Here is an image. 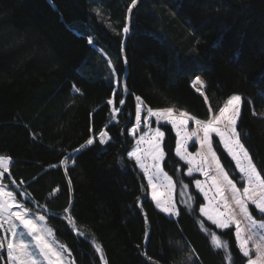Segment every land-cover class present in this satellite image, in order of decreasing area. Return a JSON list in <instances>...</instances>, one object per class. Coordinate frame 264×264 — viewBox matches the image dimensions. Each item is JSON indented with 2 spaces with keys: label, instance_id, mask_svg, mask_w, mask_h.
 I'll return each instance as SVG.
<instances>
[{
  "label": "trees",
  "instance_id": "16d2710c",
  "mask_svg": "<svg viewBox=\"0 0 264 264\" xmlns=\"http://www.w3.org/2000/svg\"><path fill=\"white\" fill-rule=\"evenodd\" d=\"M130 6L131 0H0V155L11 157L2 182L16 185L32 211H47L46 223L75 264H102L97 243L107 264H246L233 229L199 215L204 200L174 152L172 128L160 125L176 218L149 199L146 179L127 155L128 130L136 96L146 108L174 107L206 120L240 95L237 130L264 169V0H137L129 12ZM196 77L204 80V96L191 85ZM103 132L108 140L101 143ZM89 138L94 143L81 147ZM214 150L242 185L216 139ZM185 184L192 208L179 197ZM212 233L228 254L215 247ZM0 255L7 264L6 249Z\"/></svg>",
  "mask_w": 264,
  "mask_h": 264
},
{
  "label": "snow or ice",
  "instance_id": "6c2138e0",
  "mask_svg": "<svg viewBox=\"0 0 264 264\" xmlns=\"http://www.w3.org/2000/svg\"><path fill=\"white\" fill-rule=\"evenodd\" d=\"M136 3L137 0H131L129 12ZM95 11L99 14V9ZM128 31V27L123 28L124 33ZM88 42L92 44L93 41L89 39ZM196 85H199L197 91L203 96L201 90L204 82L199 77L194 81V86ZM123 87L126 91V84ZM76 91L79 92L80 89L77 88ZM135 99L138 103L135 106V126L130 130L132 134L140 129L142 123V103L139 102L141 97L136 96ZM241 99L240 95H232L219 108L218 115L206 120L197 119L183 110L174 114V107L159 110L149 107L146 116L143 117V124L149 130L140 135L135 149L129 151L127 155L135 160L147 179V186L151 189V200L155 202L156 208L170 217L178 215L170 195L174 188L173 178L162 167L165 158L162 140L165 133L160 127H156L154 131L151 129L153 123L151 118L154 117L158 125L161 122L170 124L176 130L178 138L175 154L189 166L187 175L191 177L193 172H199L205 178L203 181L194 180L195 188L203 193L204 200L207 201L206 205L199 208V213L218 229L224 230L235 226V240L240 254L246 258V264H264V220L258 222L249 208V205H254L255 209L264 215V176L261 174L264 169H257L237 130V122L241 115ZM205 101L207 102L206 96ZM115 102L114 92L113 98L108 99L107 103L114 105ZM118 103L124 105L125 100L119 99ZM211 111L209 107V112ZM189 121H194L197 125L192 131H188ZM213 134L219 138V143L235 162L240 179L244 181L242 187L237 186L235 178L231 177L221 164L214 150ZM103 136L104 133H101V143H104ZM193 138L195 143L200 145L195 153L188 151L189 141ZM86 143L90 146L94 140L89 138ZM10 163L11 157L0 155V177L9 171ZM184 187L187 188L188 185L185 184ZM5 189L6 186L0 184V230L4 233L0 236V250L6 249L7 264H75L74 261L65 259V253L68 256L72 253L64 244H57L53 229L46 225V217L40 214L33 215L25 203L17 200L13 191ZM161 189L165 191L161 192ZM188 199L191 201L193 197ZM68 211L65 209V212ZM65 219L75 228L71 215ZM212 242L218 249L228 247L215 233H212ZM252 248L255 249V258L251 255ZM95 251L101 254L103 260V249L99 243L96 244ZM0 259H3L2 255Z\"/></svg>",
  "mask_w": 264,
  "mask_h": 264
},
{
  "label": "rangeland",
  "instance_id": "374dc122",
  "mask_svg": "<svg viewBox=\"0 0 264 264\" xmlns=\"http://www.w3.org/2000/svg\"><path fill=\"white\" fill-rule=\"evenodd\" d=\"M197 78V77H196ZM196 78L191 82V85H192V87H193V89L195 90V91H197V87L196 86H194V81L196 80ZM200 79H202L201 77H199ZM203 80V79H202ZM204 81V80H203ZM205 84V83H204ZM201 91H203V89L201 90ZM197 92H199V91H197ZM200 93V92H199ZM201 94V93H200ZM204 96V95H203ZM140 103H142L141 101H139ZM138 103V101L135 99V105ZM223 106V105H222ZM221 106V107H222ZM219 111V110H218ZM218 111H216V112H211L210 113V115H209V118L211 117V116H213V115H218ZM178 112L179 111H176V110H174V114H178ZM115 113V112H114ZM146 114H147V108L142 104V113H141V115H142V123H141V127H140V129L135 133V134H132L131 133V129L135 126V117H134V123H133V125L129 128V130H128V132H129V135L133 138V146L131 147V149L129 150V151H133L134 149H135V147H136V142H137V140L139 139V137H140V135H142L144 132H147L149 129L148 128H146L145 126H144V124H143V117L144 116H146ZM208 118V119H209ZM152 119V121H153V123H152V125H151V129L154 131V129L156 128V127H160V125H162V124H164L163 122H161V124H157L156 122H155V118L153 117V118H151ZM170 127H171V125L170 124H168ZM197 127V125H195V123H194V121H189V124H188V131H192L193 129H195ZM172 128V127H171ZM161 129V128H160ZM172 130H173V132H174V134H175V147H176V141H177V136H176V130L175 129H173L172 128ZM162 131V130H161ZM104 133V132H103ZM213 138L214 139H216V141L219 143V138L218 137H215V134H213ZM101 139V134L99 135V140ZM103 139H104V142H106L107 140H108V137H107V135L104 133V136H103ZM163 141V140H162ZM219 145H220V147H221V149L224 151V153L228 156V154H227V152H226V150L223 148V146L219 143ZM84 146H87V143H85V145H83V147ZM200 148V145L198 144V143H195V138H193V140L192 141H189V145H188V151L189 152H191V153H195L198 149ZM175 152V151H174ZM178 157V156H177ZM229 157V156H228ZM179 158V157H178ZM134 162H135V160L133 159V158H131ZM180 159V158H179ZM229 159L231 160V157H229ZM181 160V159H180ZM182 161V163H184L185 165H186V171H185V175L186 176H188L187 175V169H188V165L185 163V161H183V160H181ZM232 161V160H231ZM232 163H233V165H234V167H235V162L234 161H232ZM135 164H136V162H135ZM136 166L138 167V169L142 172V170L139 168V166L136 164ZM235 170H236V168H235ZM236 172L237 173H239L237 170H236ZM7 173V172H6ZM142 174H143V172H142ZM144 175V174H143ZM240 175V174H239ZM4 177V176H3ZM3 177H0V184H4L5 186H6V189L5 190H11V191H13V193H14V195L16 196V194H15V191H14V189H16L17 188V186L16 185H14V184H12V185H9V184H7V183H3L2 182V179H3ZM189 177V176H188ZM191 178H192V182H193V186H194V188H195V184H194V180L195 179H200V180H204L205 178L199 173V172H193V176H191ZM146 179V178H145ZM240 181L241 182H243V184H244V181L243 180H241L240 179ZM146 182H147V179H146ZM174 182V181H173ZM243 184L242 185H239V184H237V186L238 187H242L243 186ZM148 196H149V199L151 200V189L148 187ZM195 190L203 197V193H201V192H199V190L198 189H196L195 188ZM161 192H164L165 190L164 189H161L160 190ZM170 195H171V198H172V202H173V204H174V206H175V208H176V204H175V184H174V188H173V190L171 191V193H170ZM209 195L211 196L212 195V193L210 192L209 193ZM179 197H180V200L188 207V208H192V200L190 201L188 198L190 197V194H189V189H188V187L187 188H185L184 186H181L180 187V189H179ZM16 198H17V196H16ZM26 199V195L23 193V192H21V195H20V200L17 198V200H19L21 203H22V201L23 200H25ZM203 200H204V197H203ZM152 201V200H151ZM152 203H153V205H154V207L156 208V206H155V202L154 201H152ZM207 204V201H205L204 200V202H203V204L202 205H200L199 206V208L201 207V206H203V205H206ZM249 208H250V211H252V214H253V216L255 217V219L258 221V222H260V221H262V219H260V218H258V217H256L255 216V214L257 215V214H260L259 212H258V210H256L255 209V206L254 205H249ZM157 209V208H156ZM157 210H159V209H157ZM177 210V209H176ZM160 211V210H159ZM41 214V215H45V214H47V211L46 210H43V211H32V214L33 215H37V214ZM162 213V212H161ZM198 213H199V209H198ZM163 214H165L166 216H168V217H170L167 213H163ZM199 215L203 218V219H205L207 222H209L210 224H212L210 221H208L207 220V218L206 217H204V216H202L200 213H199ZM177 217V215H173V216H171V218H176ZM46 225H47V227H50L47 223H46ZM215 228H217L216 227V225H214V224H212ZM232 229H233V233L235 232V226H232L231 227ZM70 229L75 233V234H78V232L76 231V229L75 228H73V226L72 225H70ZM1 235L3 236L4 235V233H3V231L1 230ZM80 235V234H79ZM80 236H82V235H80ZM234 237H235V235H234ZM54 239H55V237H54ZM56 240V239H55ZM211 240H212V235H211ZM57 241V240H56ZM57 244H61V243H59L58 241H57ZM236 244H237V242H236ZM238 246V245H237ZM250 247H252V245L250 244ZM222 249H224V248H222ZM224 251L225 252H227V249H224ZM227 254H228V252H227ZM251 255H252V258H255V249L254 248H252V252H251ZM6 257H7V253H6ZM65 259L66 260H68V261H73L72 260V258H70V257H68V255H67V253H65ZM104 262H103V260H102V264H103Z\"/></svg>",
  "mask_w": 264,
  "mask_h": 264
},
{
  "label": "bare ground",
  "instance_id": "6f19581e",
  "mask_svg": "<svg viewBox=\"0 0 264 264\" xmlns=\"http://www.w3.org/2000/svg\"><path fill=\"white\" fill-rule=\"evenodd\" d=\"M202 80V79H201ZM203 81V80H202ZM204 82V81H203ZM197 88H199V85H196ZM204 88V87H203Z\"/></svg>",
  "mask_w": 264,
  "mask_h": 264
},
{
  "label": "water",
  "instance_id": "95a60500",
  "mask_svg": "<svg viewBox=\"0 0 264 264\" xmlns=\"http://www.w3.org/2000/svg\"><path fill=\"white\" fill-rule=\"evenodd\" d=\"M204 86H205V84H204ZM197 92V91H196ZM199 93V92H198ZM41 215V214H40ZM45 216V215H44ZM46 217V216H45ZM46 222H47V217H46Z\"/></svg>",
  "mask_w": 264,
  "mask_h": 264
}]
</instances>
